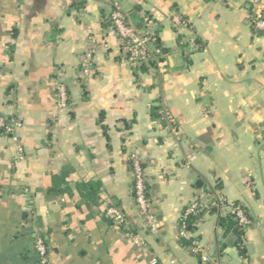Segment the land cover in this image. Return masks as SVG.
<instances>
[{
	"label": "crops",
	"instance_id": "obj_1",
	"mask_svg": "<svg viewBox=\"0 0 264 264\" xmlns=\"http://www.w3.org/2000/svg\"><path fill=\"white\" fill-rule=\"evenodd\" d=\"M248 1L0 0V115L21 122L0 133V264H39L36 237L47 264H203L201 255L208 264H264V35ZM114 3L155 30L160 55L146 70L123 56L109 21ZM90 40L94 73L79 78ZM133 152L154 231L133 199ZM219 196L247 213L240 241L219 223L228 213ZM195 198L201 214L181 236ZM109 205L143 245L103 216Z\"/></svg>",
	"mask_w": 264,
	"mask_h": 264
},
{
	"label": "built area",
	"instance_id": "obj_2",
	"mask_svg": "<svg viewBox=\"0 0 264 264\" xmlns=\"http://www.w3.org/2000/svg\"><path fill=\"white\" fill-rule=\"evenodd\" d=\"M72 0H66L70 4ZM249 19L253 28L264 35V0H249ZM109 21L114 28L119 39L122 53L126 61L134 67L149 65L150 61L157 63V55H160V49L154 45L157 40L154 28L149 25L147 28L137 27L133 24L126 13L117 4L109 14ZM174 24H180V18L175 15L172 18ZM97 52V45L94 41H88L85 49L79 56L78 77L87 78L94 73V58ZM56 105L58 109L67 107L66 87L62 82H57L55 87ZM161 118L171 121L170 113L164 109L159 111ZM21 125L17 116L0 115V133L13 135ZM130 175L132 178V192L134 202L144 220L147 229L154 231L157 227V220L152 203L147 195V177L142 165V160L138 153L133 152L129 156ZM218 205L232 213L238 220V224L243 228L250 223L241 206L234 202H228L222 196L217 198ZM203 207V202L199 198L191 202L182 211L179 221V235L184 236L187 233L186 219L188 216H195ZM103 216L108 219L116 228L122 229V236L126 240L132 241L135 245L141 246L144 240L138 233L133 232L123 212L114 205L107 206L103 211ZM34 248L39 256V264H47V247L43 238L36 237ZM193 253L200 252L199 244L196 241L191 243ZM203 264H208V257L201 255ZM156 258L150 259V264H156Z\"/></svg>",
	"mask_w": 264,
	"mask_h": 264
},
{
	"label": "trees",
	"instance_id": "obj_3",
	"mask_svg": "<svg viewBox=\"0 0 264 264\" xmlns=\"http://www.w3.org/2000/svg\"><path fill=\"white\" fill-rule=\"evenodd\" d=\"M136 26L142 27L141 22H139ZM154 45L159 47L158 40H156L154 42ZM153 64H154V61H150L149 65H153ZM147 66L148 65H143L140 67V69L146 70ZM152 113H153V116H156V115L158 116V114L156 113V111L154 109H153ZM146 190H147V186H146ZM241 208L243 209L245 215L247 216L245 209L242 206H241ZM200 214H201V212L199 211L195 216H188L186 219L187 226L191 225L192 221L195 220L196 218H198L200 216ZM219 223L222 226V228L224 229L225 233L229 232V231H233L237 235L238 241H240V239L244 233L245 228H243L241 225L238 224V220L235 218V216L232 213L228 212L225 216L220 217Z\"/></svg>",
	"mask_w": 264,
	"mask_h": 264
},
{
	"label": "water",
	"instance_id": "obj_4",
	"mask_svg": "<svg viewBox=\"0 0 264 264\" xmlns=\"http://www.w3.org/2000/svg\"><path fill=\"white\" fill-rule=\"evenodd\" d=\"M198 184V182L196 183V185Z\"/></svg>",
	"mask_w": 264,
	"mask_h": 264
}]
</instances>
